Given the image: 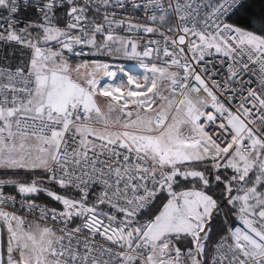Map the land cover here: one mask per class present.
Segmentation results:
<instances>
[{
  "label": "snow or ice",
  "instance_id": "obj_1",
  "mask_svg": "<svg viewBox=\"0 0 264 264\" xmlns=\"http://www.w3.org/2000/svg\"><path fill=\"white\" fill-rule=\"evenodd\" d=\"M0 45V264H264V6L0 0Z\"/></svg>",
  "mask_w": 264,
  "mask_h": 264
},
{
  "label": "built area",
  "instance_id": "obj_2",
  "mask_svg": "<svg viewBox=\"0 0 264 264\" xmlns=\"http://www.w3.org/2000/svg\"><path fill=\"white\" fill-rule=\"evenodd\" d=\"M75 59L80 60V58ZM84 59L90 61L92 59H96V57H85ZM99 59L109 63L111 66L109 70L115 73L113 77H103L101 80H104V82H113L114 86H118L122 83L127 84V81L130 78L140 79L141 81H143L142 78L146 75V70L142 68L140 64L135 60H127L123 57H99ZM253 71L258 72V68L253 66ZM251 78L254 81L256 79L255 76H252ZM132 87H134V85ZM253 87H255V84H253ZM28 219L33 218L28 217Z\"/></svg>",
  "mask_w": 264,
  "mask_h": 264
},
{
  "label": "trees",
  "instance_id": "obj_3",
  "mask_svg": "<svg viewBox=\"0 0 264 264\" xmlns=\"http://www.w3.org/2000/svg\"><path fill=\"white\" fill-rule=\"evenodd\" d=\"M253 2V5H254V11H256L257 13L261 10V7L264 6V0H252ZM17 48H19V46H15ZM0 50H2L3 52H7L8 51V46H5V45H0ZM27 51V50H25ZM17 56H19V52H17ZM70 62L72 63H79L80 60L78 59H75V58H71ZM16 66V61H13V67ZM39 201L40 202H45L47 201V198L44 197L43 195H41L39 198ZM54 203V202H52ZM162 206V205H161ZM223 219V216H218L216 217L213 221H212V225H213V228L215 229V227L222 221ZM215 235H214V239H215Z\"/></svg>",
  "mask_w": 264,
  "mask_h": 264
},
{
  "label": "rangeland",
  "instance_id": "obj_4",
  "mask_svg": "<svg viewBox=\"0 0 264 264\" xmlns=\"http://www.w3.org/2000/svg\"><path fill=\"white\" fill-rule=\"evenodd\" d=\"M71 63H72V62H71ZM72 64H73V66H75V63H72ZM74 76H75V74H74ZM109 84H111L112 86H114L113 82H108V81L104 82V80H100V82H99V87H100V88H103V87H105L106 85H109ZM98 99H99V102H100L101 106L103 107V105H104V100H103L102 98H98ZM177 246L183 248V244H181V243H179V242H178Z\"/></svg>",
  "mask_w": 264,
  "mask_h": 264
},
{
  "label": "clouds",
  "instance_id": "obj_5",
  "mask_svg": "<svg viewBox=\"0 0 264 264\" xmlns=\"http://www.w3.org/2000/svg\"><path fill=\"white\" fill-rule=\"evenodd\" d=\"M140 82L143 83V81H140ZM120 85H122V90L126 94L128 92L129 86L127 84H123V83Z\"/></svg>",
  "mask_w": 264,
  "mask_h": 264
}]
</instances>
